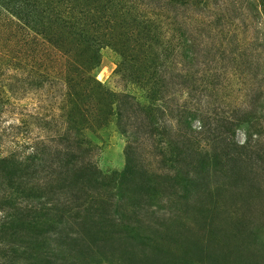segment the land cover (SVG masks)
<instances>
[{
    "label": "rangeland",
    "instance_id": "obj_1",
    "mask_svg": "<svg viewBox=\"0 0 264 264\" xmlns=\"http://www.w3.org/2000/svg\"><path fill=\"white\" fill-rule=\"evenodd\" d=\"M88 5L89 49L0 5V264H264V0Z\"/></svg>",
    "mask_w": 264,
    "mask_h": 264
},
{
    "label": "trees",
    "instance_id": "obj_2",
    "mask_svg": "<svg viewBox=\"0 0 264 264\" xmlns=\"http://www.w3.org/2000/svg\"><path fill=\"white\" fill-rule=\"evenodd\" d=\"M38 0H1L0 5H3V8L10 11V15L12 17H14L19 23L20 25H22L25 29H27V31L30 33L32 38H35L37 35L41 36L42 39L51 47H53L54 49H56L58 43L62 40V38L60 37V33L59 31H62L63 33H68V31L74 30L73 34L75 36H77L76 38L79 40V42L84 45L86 47V49H89L90 46L89 44L92 41V35L90 34V29H89V20H91L93 18V15L91 17L90 14L94 13L96 14L93 9H89V5L88 3L90 2V0H84V4H82L81 6H79V9L76 6V1L75 0H67V3H72L71 5L67 4L66 9L68 10L67 12H62L65 15L62 16L61 14L57 17L58 19H56L55 21H52L51 19L52 17H48L43 11H38L36 9H34L35 3ZM12 4H15V6L12 7ZM104 6L105 4H101L100 5V13L101 16L99 18V21L101 19H105L106 18V14H105V10H104ZM34 9V10H33ZM23 10V12L21 11ZM26 11V13H25ZM8 13V12H7ZM22 13V14H21ZM49 15V14H48ZM44 16V18H43ZM50 16V15H49ZM91 17V19H90ZM93 20V19H92ZM55 22H60L62 24V26H57L55 25ZM94 24L98 25L97 21H94ZM106 24V21H102L100 23L101 26H104ZM26 35H28L27 32L23 33V36L25 37ZM76 39V42H78V40ZM26 40L22 39V42H25ZM61 53V52H60ZM62 54V53H61ZM97 58V57H96ZM95 58L94 64L92 63V67H94L93 65H98V62ZM13 61H16L17 63L20 62V58H13ZM70 79V78H69ZM101 92V91H100ZM72 94V93H71ZM69 93V95H71ZM76 95V94H72ZM94 95H96L94 93V90L91 88L90 91H85L84 94H82L83 100L85 103H89L91 99L95 100ZM78 96V95H76ZM79 101V100H78ZM97 104L98 102H101V100H96ZM99 105V104H98ZM84 116H80V118L78 119V122L75 123L76 127L78 129H81V122L84 120ZM74 124V123H73ZM73 129V127H72ZM77 132V131H76ZM79 133V132H77ZM36 155V154H35ZM35 157V156H34ZM234 159H240L239 156H233ZM214 161H217V158L215 157L213 159ZM228 162H233L234 160H227ZM226 161V162H227ZM203 164H200L198 166L206 168V162L204 160H202ZM220 165V169H223L222 167H224V170L226 169V164ZM67 167H69L68 165H65ZM217 171V169H215ZM201 172L203 173V170H201ZM220 174H227V170L220 172ZM235 172L231 171V178L230 181H228V187H231V189H234V187L237 186H242L241 180H240V176H234ZM208 176V175H206ZM122 188V187H121ZM124 189V187H123ZM153 189V193H150V200H154L153 203H156L157 206V210L159 211H165V213L167 212V209H165L164 206H162L160 203H157L156 199L157 197H161L162 195L159 188L158 187H154L151 188ZM149 189V190H151ZM205 189V188H204ZM171 190V189H170ZM169 191V190H168ZM186 190L185 188H183L182 193H185ZM159 193V194H158ZM164 194H166L167 192H163ZM169 193V192H168ZM234 193V192H233ZM160 195V196H159ZM170 196V195H169ZM180 198H183V196H181ZM116 199H120L118 196H116ZM168 203V201H167ZM172 208V206H171ZM182 208H185V212L188 211L189 208H187V206L185 207L184 204L182 205ZM173 209V208H172ZM180 208H176V211L180 210ZM139 217H140V221H144L147 220L142 216V210L140 211ZM167 217H172L169 212H168ZM165 217H163V221L166 219H164ZM172 220V219H171ZM167 223H171L170 219L166 220L165 222H163L162 226L157 227L156 229L154 228V233L156 234H161V235H156L157 237V241L160 240V238L163 239V237H165L166 233L168 231H170L172 228H166L165 224ZM161 224V223H160ZM142 228H145V225H141ZM146 229V228H145ZM144 231V230H143ZM175 233V232H174ZM140 234L144 237L143 232L141 231ZM175 234H173L172 232L169 233L168 237L173 238V236H175ZM162 246L161 244L157 247V243L152 244L147 242H143V240H141L140 242V252L146 256H152L153 254L157 253L159 251V247ZM156 256V255H154ZM163 257H169V258H173L174 255H169L166 254L164 252H162V257L161 259H164Z\"/></svg>",
    "mask_w": 264,
    "mask_h": 264
}]
</instances>
